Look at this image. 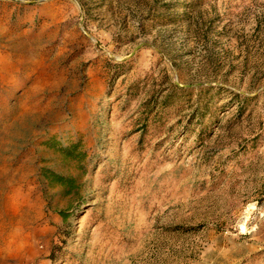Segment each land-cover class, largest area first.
Returning <instances> with one entry per match:
<instances>
[{
  "label": "rangeland",
  "instance_id": "374dc122",
  "mask_svg": "<svg viewBox=\"0 0 264 264\" xmlns=\"http://www.w3.org/2000/svg\"><path fill=\"white\" fill-rule=\"evenodd\" d=\"M0 264H264V0H0Z\"/></svg>",
  "mask_w": 264,
  "mask_h": 264
},
{
  "label": "trees",
  "instance_id": "16d2710c",
  "mask_svg": "<svg viewBox=\"0 0 264 264\" xmlns=\"http://www.w3.org/2000/svg\"><path fill=\"white\" fill-rule=\"evenodd\" d=\"M79 146V144H73L71 146H66V147H61L62 150L65 152V154L68 156V157H75L76 156V148ZM54 180L56 181H60V182H63L64 179L58 177L57 175H54ZM72 180V179H71Z\"/></svg>",
  "mask_w": 264,
  "mask_h": 264
}]
</instances>
